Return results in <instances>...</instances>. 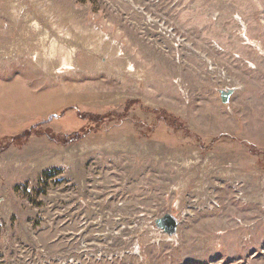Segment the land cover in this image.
<instances>
[{
	"label": "rangeland",
	"instance_id": "374dc122",
	"mask_svg": "<svg viewBox=\"0 0 264 264\" xmlns=\"http://www.w3.org/2000/svg\"><path fill=\"white\" fill-rule=\"evenodd\" d=\"M0 264H264V0H0Z\"/></svg>",
	"mask_w": 264,
	"mask_h": 264
},
{
	"label": "water",
	"instance_id": "95a60500",
	"mask_svg": "<svg viewBox=\"0 0 264 264\" xmlns=\"http://www.w3.org/2000/svg\"><path fill=\"white\" fill-rule=\"evenodd\" d=\"M231 93H232L231 90L221 91L220 92L221 101L223 103H226ZM154 226L155 228L162 231V233L172 236L176 233L178 224L176 219L172 215L164 214L160 218L154 220Z\"/></svg>",
	"mask_w": 264,
	"mask_h": 264
}]
</instances>
